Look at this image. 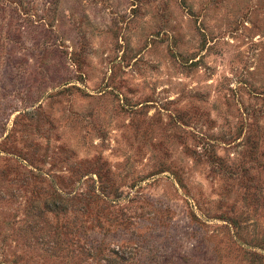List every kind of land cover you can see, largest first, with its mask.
<instances>
[{
    "label": "rangeland",
    "instance_id": "374dc122",
    "mask_svg": "<svg viewBox=\"0 0 264 264\" xmlns=\"http://www.w3.org/2000/svg\"><path fill=\"white\" fill-rule=\"evenodd\" d=\"M0 264H264V0H0Z\"/></svg>",
    "mask_w": 264,
    "mask_h": 264
}]
</instances>
